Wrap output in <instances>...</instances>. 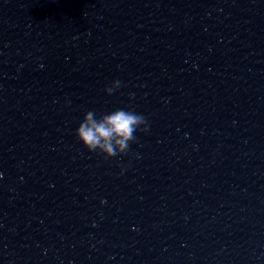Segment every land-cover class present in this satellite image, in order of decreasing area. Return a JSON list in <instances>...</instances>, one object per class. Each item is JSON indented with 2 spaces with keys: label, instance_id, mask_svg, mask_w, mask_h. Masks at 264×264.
<instances>
[{
  "label": "water",
  "instance_id": "95a60500",
  "mask_svg": "<svg viewBox=\"0 0 264 264\" xmlns=\"http://www.w3.org/2000/svg\"><path fill=\"white\" fill-rule=\"evenodd\" d=\"M0 264H264V0H0Z\"/></svg>",
  "mask_w": 264,
  "mask_h": 264
},
{
  "label": "clouds",
  "instance_id": "9594fccd",
  "mask_svg": "<svg viewBox=\"0 0 264 264\" xmlns=\"http://www.w3.org/2000/svg\"><path fill=\"white\" fill-rule=\"evenodd\" d=\"M121 87L116 80L105 92L112 95ZM145 117L135 111L116 109L99 118L88 111L76 130V137L89 152L103 154L106 159L126 155L130 145L135 142L134 133L148 131Z\"/></svg>",
  "mask_w": 264,
  "mask_h": 264
}]
</instances>
